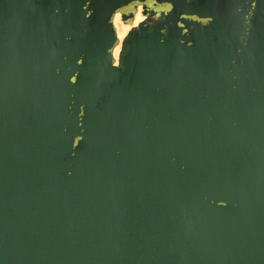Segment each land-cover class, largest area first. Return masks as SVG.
I'll list each match as a JSON object with an SVG mask.
<instances>
[{
	"label": "water",
	"instance_id": "95a60500",
	"mask_svg": "<svg viewBox=\"0 0 264 264\" xmlns=\"http://www.w3.org/2000/svg\"><path fill=\"white\" fill-rule=\"evenodd\" d=\"M0 264H264V0H0Z\"/></svg>",
	"mask_w": 264,
	"mask_h": 264
},
{
	"label": "bare ground",
	"instance_id": "6f19581e",
	"mask_svg": "<svg viewBox=\"0 0 264 264\" xmlns=\"http://www.w3.org/2000/svg\"><path fill=\"white\" fill-rule=\"evenodd\" d=\"M142 14L141 12L138 11V13L135 16V21H138L139 19H141ZM114 26L116 28L117 31V36L118 39L121 41L122 37L124 36V34L126 33L127 30V26H129L128 24H124L120 18H119V14H116L114 17ZM119 52V46H116L114 49V56L116 57L117 54Z\"/></svg>",
	"mask_w": 264,
	"mask_h": 264
},
{
	"label": "rangeland",
	"instance_id": "374dc122",
	"mask_svg": "<svg viewBox=\"0 0 264 264\" xmlns=\"http://www.w3.org/2000/svg\"><path fill=\"white\" fill-rule=\"evenodd\" d=\"M130 29V27L129 26H127V30L126 31H128Z\"/></svg>",
	"mask_w": 264,
	"mask_h": 264
}]
</instances>
